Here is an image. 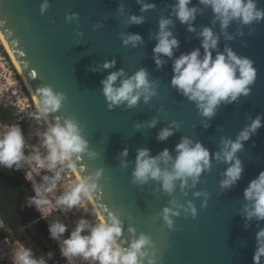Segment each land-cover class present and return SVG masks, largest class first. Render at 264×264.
Listing matches in <instances>:
<instances>
[{"label":"water","instance_id":"95a60500","mask_svg":"<svg viewBox=\"0 0 264 264\" xmlns=\"http://www.w3.org/2000/svg\"><path fill=\"white\" fill-rule=\"evenodd\" d=\"M40 2L0 0V20L5 21L0 26V34L34 98L36 89L42 85H50L65 95L62 108L50 114L49 119L52 115H71L80 123L90 149L98 153L95 160L83 157L75 169L77 176H85L96 168L103 169L99 182L101 190L92 200L97 211L103 214L115 212L120 216L125 228L124 239L129 235L126 231L129 226L137 233L148 234L162 264H253L257 222L252 221L245 229L240 211L245 203L244 188L260 171H264V126L243 143V149L237 153L244 166L241 179L233 188L223 192L218 181L225 165L214 160L210 172L202 174L201 182L184 198L178 192L173 197L161 194L155 190L158 188L155 182L143 186L133 184L132 165L121 168L117 154L127 148V159L133 161L136 149L146 147L153 156L164 148L174 156V146L182 136L198 140L210 153L215 152L220 138L234 139L249 115L264 116V21L251 26V35L248 34L249 26H244L243 36L235 35L238 25L231 24L227 31L235 38L228 41L220 35L219 25L210 23V9H204L197 16L194 21L197 32L202 26L211 27L220 35L219 51L227 45L238 55L250 58L257 70L247 97L221 105L211 120H203L194 104L169 86L172 61L168 60L156 70L152 60L156 41L150 35L157 31L158 18L168 15V6L174 0H150L156 8L142 13L145 22L141 25H124L123 17L117 14L118 5L123 3L125 16L141 15L136 0H49L50 7L44 15L39 12ZM192 3L199 7L197 0ZM258 7L264 8V0H258ZM71 12L78 13V26L74 22H65V14ZM97 23L102 27L94 28ZM173 24V34L179 40L174 57L200 47L196 33L186 31V26L174 17ZM76 31L82 36L76 37ZM120 32L140 34L143 44L136 48L123 46L118 35ZM112 58H115L116 65L108 71L123 68L131 75L139 68H145L149 79L156 82L158 95L148 104L139 102L131 109L121 106L108 110L100 91V81L107 72L93 73L90 69ZM153 118L157 123L151 129L143 127L137 131L133 127L134 122L144 123ZM172 121L179 123V129L167 140L158 141V131ZM202 123L209 124V127H202ZM0 177L8 179L3 173ZM201 189L209 193L203 208V198L191 195L192 191ZM170 198L181 202L192 200L197 208L195 219L185 218L183 213L174 218L173 231H168L159 219H154ZM259 227H264V221L259 222Z\"/></svg>","mask_w":264,"mask_h":264},{"label":"clouds","instance_id":"9594fccd","mask_svg":"<svg viewBox=\"0 0 264 264\" xmlns=\"http://www.w3.org/2000/svg\"><path fill=\"white\" fill-rule=\"evenodd\" d=\"M136 3L141 15L125 16L124 4L118 5L117 14L123 17L124 25L143 24L145 16L142 13L156 8V4L150 0H136ZM197 4L199 7L193 5L192 0H174L168 6V15L158 18L157 31L150 35L156 41L152 49V60L156 70H160L168 60L172 61L169 86L193 103L203 120H211L221 105H229L240 97H247L257 75L250 58L238 55L227 45L223 51L218 50L220 35L225 40H233L235 37L227 31L233 23L238 25L235 35L243 36L244 26H249L248 34L251 35V26L264 21V8L258 7V0H197ZM49 7V0H41L40 14L44 15ZM204 9H210V23L219 25L220 35L208 26H202L199 32L196 31L194 21ZM173 17L186 26V31L196 33L200 40L199 48L174 57V51L179 48V40L173 34ZM78 21V13L65 14V22H74L78 26ZM4 24L5 21L0 20V26ZM100 27V23L94 25L96 29ZM118 35L123 46L136 48L143 44L140 34L120 32ZM75 36L81 37L82 33L76 31ZM115 65L116 60L112 58L95 64L90 69L93 73L107 72L100 81V91L108 110L121 106L131 109L139 102L148 104L158 95L156 82L149 79L145 68H139L131 75L123 68L108 71ZM65 99L62 92L53 90L50 85H42L36 89L35 111L28 115L38 123L42 122L44 130L38 133L40 146L33 147L28 153L25 152L24 133L18 125L6 126L0 131V167L15 170L27 167L28 171L23 172L24 179L30 182L34 195L27 198L25 205L33 207L40 214V219H45L54 209L69 211L78 207L86 208L85 202L91 203L95 194L101 190L99 182L103 169L96 168L85 176H77L74 182L56 195L66 172L75 171L77 162L83 157L95 160L98 156L95 150L90 149L80 123L75 118L71 115H52V119H49L50 114H55L62 108ZM156 123V118H153L144 123L134 122L133 127L137 131L143 127L151 129ZM262 126L264 116L249 115L247 123L235 138L222 136L218 150L211 153L200 141L187 136H182L174 146V156L167 148L153 156L150 149L141 147L136 149L134 160L129 161L128 149L124 148L117 154L119 166L127 169L132 165L131 182L137 186L155 182L158 185L155 190L161 194L173 197L178 192L181 197L186 198L189 191L201 182L202 174L210 172L214 160L225 165L220 173L222 178L218 181V187L223 192L233 188L241 179L244 166L237 153L243 149V143ZM179 127L178 122L172 121L168 127L158 131L156 139L167 140ZM202 127L207 128L209 124L202 123ZM80 170L84 171L83 168ZM33 173L40 177L38 181ZM50 195L54 199L49 198ZM191 195L194 198L202 197L201 208L206 206L209 198L206 190L192 191ZM242 195L245 201L240 211L243 227L247 229L252 221H256L258 228L252 261L253 264H264V227H259V222L264 221V171H260L248 182ZM182 213L185 218H196L197 208L193 201L184 199L181 202L170 198L167 206L162 207L154 219H159L164 228L173 231L174 218ZM92 215V221L81 216L70 231L66 223H47L49 239L57 242L63 258L68 261L79 258L88 264H162L148 234L137 233L134 227L129 226L126 230L129 235L124 239V223L117 213L103 214L94 210ZM12 262L47 264L44 257L35 258L32 250L24 246L14 249Z\"/></svg>","mask_w":264,"mask_h":264},{"label":"built area","instance_id":"2783aa9c","mask_svg":"<svg viewBox=\"0 0 264 264\" xmlns=\"http://www.w3.org/2000/svg\"><path fill=\"white\" fill-rule=\"evenodd\" d=\"M3 106L5 107H14L13 104L11 102H0ZM11 105V106H10ZM12 109V108H11ZM11 125H18L23 133H24V137H25V142H26V147H25V152L28 153L32 150L33 147H39L40 146V139L38 136L39 132H42L44 129L42 128H37V129H31V127H34L32 124L30 126H28V122L25 120V118L20 117V118H16L15 121L11 124L9 123H5L2 122L0 120V131H2L6 126H11ZM40 151L43 152V149L40 148ZM21 173V176L24 178V171H28L27 167H22L21 170H19ZM41 174H43V171H41ZM34 178L38 181L39 180V176H37L35 173H33ZM25 180V179H24ZM76 180L75 175L69 172H66L64 175V179L61 181V183L58 186L56 195H58L61 191L64 190V188L67 187V185L69 183H72ZM26 181V180H25ZM27 182V181H26ZM30 187L31 184L30 182H27ZM32 190V187H31ZM33 192V191H32ZM34 195V193H33ZM51 199H54V196L50 197ZM86 203V208H75L69 211H63L60 209H54L51 210L48 215L45 217V219H40V214L34 209L35 213L37 214L38 217V221L41 222L43 224V227L45 228V231L48 235V231H47V223L50 224L52 222L55 221H60L63 223H66L69 225V231L71 230L72 227H74L75 221H77L81 216H84L85 218L89 219L90 221L94 220V216L92 215L93 211L95 210L94 207L92 206L91 203H88L87 201ZM96 211V210H95ZM2 223V225L0 226V229H3L4 227L7 229L8 231V237H6L5 239L0 241V264H13L12 262V253L14 251V249L16 248V244H19V240L20 239V232L19 230L17 231V229H13L12 226L10 228V226L6 227L4 225V221H2L0 219V224ZM16 233L15 237L13 236L12 233ZM17 236V237H16ZM65 236H67V233H65ZM57 247V251L58 254L61 256V258L64 260L65 264H88V262L83 261L79 258H74L71 261L66 260L65 258L62 257L58 246H57V242L53 241ZM20 246H24L26 247V245H24V242L22 244H19ZM28 248V247H26ZM34 257L35 258H40L33 250H32Z\"/></svg>","mask_w":264,"mask_h":264},{"label":"rangeland","instance_id":"374dc122","mask_svg":"<svg viewBox=\"0 0 264 264\" xmlns=\"http://www.w3.org/2000/svg\"><path fill=\"white\" fill-rule=\"evenodd\" d=\"M4 53L7 54V58L5 57ZM0 102H3V103L11 102L14 107H11L12 108L11 109L8 106V108L12 110L13 115L15 116V119L20 118V117L25 118V120L28 122V126L29 124L30 126L31 124L34 126V127H31V129H37V128L44 129L42 122L38 123L36 120L30 118L28 115L29 113L35 111V103L32 97L30 96V93L28 92L23 80L19 76L15 68V65L12 63V60L9 57L7 51L5 50L1 40H0ZM68 172L72 174V171H68ZM18 174L20 173L18 172ZM29 189H31V187ZM32 193L33 192H31V194ZM20 199H21L20 203L23 202L22 195ZM18 207H19L18 209L21 210V208H23L22 203L19 204ZM0 219L1 220L5 219V215H4V212L1 206H0ZM24 224H25L24 229L28 230L29 232L33 234L34 232L36 233V230H38L39 228V230L44 234V236L47 235L44 229L41 227L40 224L38 225V223L24 222ZM1 225L2 223L0 224V226ZM3 229H5V227ZM18 230L22 231V228H18L17 231ZM45 238L47 237L45 236ZM19 244H22L21 240H19ZM19 244L18 243L16 244V248L20 247ZM26 244L27 243L24 242V245Z\"/></svg>","mask_w":264,"mask_h":264},{"label":"trees","instance_id":"16d2710c","mask_svg":"<svg viewBox=\"0 0 264 264\" xmlns=\"http://www.w3.org/2000/svg\"><path fill=\"white\" fill-rule=\"evenodd\" d=\"M7 58V54H5ZM0 120L5 123H13L15 121V116L10 108L4 107L0 104ZM10 172V169L0 167V173L7 174ZM29 187H24L27 198L29 197L30 189ZM18 191L17 187L10 184L8 181L0 178V206L5 215V223L8 226H14L16 228H24L25 224L22 222V218L17 215L15 206L17 204ZM29 220L31 222H36L37 215L33 212L29 213ZM9 223V224H8ZM45 231V228L42 227ZM46 232V231H45ZM47 234V233H46ZM8 231L6 229H0V241L8 237ZM45 236L47 238H45ZM38 230L37 235L34 234V239L28 237V241L33 246L35 253L41 258L44 257L47 261V264H65L64 260L58 254L57 247L55 243L49 239L48 235H45ZM17 237V236H16ZM47 239V240H46ZM38 243L44 246L40 248ZM51 254V258H49Z\"/></svg>","mask_w":264,"mask_h":264},{"label":"flooded vegetation","instance_id":"af4514ba","mask_svg":"<svg viewBox=\"0 0 264 264\" xmlns=\"http://www.w3.org/2000/svg\"><path fill=\"white\" fill-rule=\"evenodd\" d=\"M18 172L20 173L19 170L10 169V172H8V173L6 174V175L8 176V179H4V178H2V177H0V178H1V179H4V180H6V181H8L10 184H12V185H14V186L17 187L18 197H17V204H16V206H15L16 213H17L18 216H20V217L22 218V222H23V223H24V222H26V223H30L31 221L29 220V213H30V212H33L34 214H36V213H35L33 207H31V206H26V205H25V201L27 200V196H26V193H25V191H24V187H28L29 185H28L27 182L24 180V178L21 176V173L18 174ZM21 179H22L23 181H22ZM29 188H30V186H29ZM29 188H28V189H29ZM30 190H31V189H30ZM31 192H32V190H31ZM31 192L29 193V196H32V195H33V193L31 194ZM21 195H22V197H23V202H21L23 208H21V210H20V209H18V208H19L18 205L21 204V203H20V201H21V199H20V198H21ZM1 208H2V207H1ZM36 215H37V214H36ZM2 221H4V220H2ZM31 223H38V225L40 224L41 227H43V224H42L41 222L38 221V217H37L36 222H31ZM8 224H9V223H8ZM4 225H5L6 227H8V225L5 223V221H4ZM10 228H11V227H10ZM12 228L14 229L15 227L13 226ZM5 229H6V228H5ZM16 229H18V228H16ZM6 230H7V229H6ZM38 230H39V228H38ZM38 230H36V233L34 232L35 235H37ZM19 231H20V230H19ZM12 234H13V236L15 237L16 233L14 232V233H12ZM34 234L31 233V232H29L28 230H26V229H24V228H22V231H20V235H21V236H20V239H21L22 243H23V242H26V243H27V244H26V247L30 248L31 250H33V251L35 252L33 246H32V245L30 244V242L28 241V237L34 239ZM23 240H24V241H23ZM38 245L40 246V248H43V249H44V246H43L42 244L38 243Z\"/></svg>","mask_w":264,"mask_h":264},{"label":"bare ground","instance_id":"6f19581e","mask_svg":"<svg viewBox=\"0 0 264 264\" xmlns=\"http://www.w3.org/2000/svg\"><path fill=\"white\" fill-rule=\"evenodd\" d=\"M0 40H1V42H2V44H3V46H4V48H5V50L7 51L9 57L11 58L12 63L15 65V68H16V70H17L19 76H20L21 79L23 80V82H24V84H25V86H26L28 92L30 93V96L32 97V99H33V101H34V103H35L36 101H35V98L33 97V93L31 92L30 88L28 87V84H27L25 78L21 75L20 69H19V67L16 65L13 56H12L11 54H9L8 47L3 43V38H2V36H1V34H0ZM72 172H73V174L75 175V177L77 178V172H76V170H75V171H72ZM91 204H92V206H93V203H92V202H91ZM93 207H94V206H93ZM94 209L97 211V209H96L95 207H94Z\"/></svg>","mask_w":264,"mask_h":264}]
</instances>
